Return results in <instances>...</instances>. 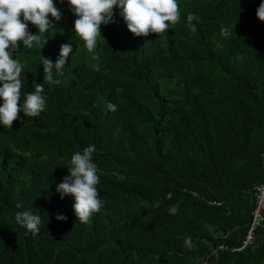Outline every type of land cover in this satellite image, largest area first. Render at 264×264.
I'll return each mask as SVG.
<instances>
[{"label": "trees", "instance_id": "trees-1", "mask_svg": "<svg viewBox=\"0 0 264 264\" xmlns=\"http://www.w3.org/2000/svg\"><path fill=\"white\" fill-rule=\"evenodd\" d=\"M54 2L56 26L12 53L24 65L18 104L36 83L47 99L39 116L0 125V264H264V223L232 249L264 181L260 0H178L180 19L147 36L133 35L117 11L92 51L71 33L67 0ZM28 30L37 31L31 22ZM66 42L59 82L43 80L40 60L55 62ZM89 143L104 204L80 222L72 196L55 186ZM23 209L42 218L35 237L14 219Z\"/></svg>", "mask_w": 264, "mask_h": 264}, {"label": "clouds", "instance_id": "clouds-1", "mask_svg": "<svg viewBox=\"0 0 264 264\" xmlns=\"http://www.w3.org/2000/svg\"><path fill=\"white\" fill-rule=\"evenodd\" d=\"M59 2L64 3V0ZM67 6L75 16L71 33L84 42L88 51L97 47L101 24L107 25L114 21L117 11L127 29L135 36L164 33L181 16L178 0H67ZM49 14L54 19H50ZM256 15L264 21V0H260ZM61 16V10L54 0H0V125L11 128L13 120L19 118L18 113L22 112L25 117H36L44 110L47 98L42 83H36L32 91H26L22 102L18 104L24 84L21 79L24 65L14 59L12 53L21 44L31 49L33 42L38 43L43 34L50 32ZM187 19L191 21L192 15L188 14ZM29 22L35 26L36 32L28 30ZM192 30L195 31V25H192ZM70 52L72 45L66 42L60 45L55 62L42 57L40 64L43 66V80L59 82L54 77L64 71L62 66L68 60ZM107 108L115 112L117 104L109 101ZM96 150V146L89 143L73 152L64 164L67 166V173L62 182L55 186V191L61 198L66 194L72 196V208L80 222H87L104 204L97 189L100 176L93 160ZM171 196V192L167 193L168 198ZM17 208L20 209L21 205L17 204ZM178 211V202L168 207V212L172 215ZM14 219L25 230L26 236L35 237L40 232L42 218L31 209L16 211ZM56 219L64 220L66 216L57 214ZM183 243L191 247L192 237L185 236Z\"/></svg>", "mask_w": 264, "mask_h": 264}, {"label": "built area", "instance_id": "built-area-1", "mask_svg": "<svg viewBox=\"0 0 264 264\" xmlns=\"http://www.w3.org/2000/svg\"><path fill=\"white\" fill-rule=\"evenodd\" d=\"M252 208L249 213L247 227L239 247L232 248L233 250L243 248L250 244L256 235L258 227L264 223V181L256 184L251 193ZM213 203H217L212 201ZM219 248H225L223 245H219Z\"/></svg>", "mask_w": 264, "mask_h": 264}, {"label": "crops", "instance_id": "crops-1", "mask_svg": "<svg viewBox=\"0 0 264 264\" xmlns=\"http://www.w3.org/2000/svg\"><path fill=\"white\" fill-rule=\"evenodd\" d=\"M216 204V203H215Z\"/></svg>", "mask_w": 264, "mask_h": 264}]
</instances>
